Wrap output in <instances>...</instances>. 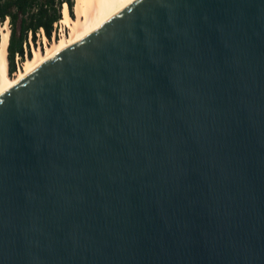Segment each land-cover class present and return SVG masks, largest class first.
<instances>
[{
  "label": "water",
  "instance_id": "water-1",
  "mask_svg": "<svg viewBox=\"0 0 264 264\" xmlns=\"http://www.w3.org/2000/svg\"><path fill=\"white\" fill-rule=\"evenodd\" d=\"M0 264H264V0H136L0 95Z\"/></svg>",
  "mask_w": 264,
  "mask_h": 264
},
{
  "label": "bare ground",
  "instance_id": "bare-ground-1",
  "mask_svg": "<svg viewBox=\"0 0 264 264\" xmlns=\"http://www.w3.org/2000/svg\"><path fill=\"white\" fill-rule=\"evenodd\" d=\"M134 1L136 0H77L74 6L76 19H72L66 9L60 21L71 30L70 36L63 37L52 47L48 46L45 54L41 50H34V57L25 63L24 69L14 79L8 75L7 45L10 28L7 24L2 25L0 29V95L47 60L94 32Z\"/></svg>",
  "mask_w": 264,
  "mask_h": 264
},
{
  "label": "trees",
  "instance_id": "trees-1",
  "mask_svg": "<svg viewBox=\"0 0 264 264\" xmlns=\"http://www.w3.org/2000/svg\"><path fill=\"white\" fill-rule=\"evenodd\" d=\"M74 0H0V25L9 19L10 35L7 45L8 75L11 77L16 71V56L20 62L30 57V44L37 43V34L43 30L47 40H51L53 32L57 37L54 24L62 20V11L69 7L70 16ZM67 4V5H65ZM65 5L64 10H61ZM63 8V7H62ZM31 58V57H30Z\"/></svg>",
  "mask_w": 264,
  "mask_h": 264
},
{
  "label": "rangeland",
  "instance_id": "rangeland-1",
  "mask_svg": "<svg viewBox=\"0 0 264 264\" xmlns=\"http://www.w3.org/2000/svg\"><path fill=\"white\" fill-rule=\"evenodd\" d=\"M74 2H75V4H76V2H77V0H74L73 1V5H74ZM75 6V5H74ZM62 7H63V5H62ZM61 7V10L63 9L64 10V7L62 8ZM67 7H68V5H67ZM68 12H69V16H70V11H69V7H68ZM63 14H64V11H62V14H61V17L63 16ZM72 16L73 17H71L72 19H76V15H75V12H74V9L72 8ZM62 23V22H61ZM4 24H7V26L9 27V25H10V23L8 22V23H3V24H1L0 25V29H1V26L2 25H4ZM59 30H60V32H61V36L60 37H56V36H54L53 37V35H52V38H51V40H47L46 38H42V35L40 34L39 36H37V43H36V45L35 46H33V44L31 43L30 44V50H31V54H30V57L29 58H27V56L24 58V61L23 62H20L19 61V70L20 71H16L15 72V74H13L10 78L11 79H14V78H16V77H18V75L21 73V71L24 69V67H25V63L29 60V59H32L33 57H34V50H41V52L43 53V54H45L46 52H47V48H48V46L49 47H52L54 44H56L57 42H59L63 37H67V36H70V34H71V30L69 29V28H67V27H65L63 24H61V25H59V23H58V25L56 26V31H57V33L59 32Z\"/></svg>",
  "mask_w": 264,
  "mask_h": 264
},
{
  "label": "built area",
  "instance_id": "built-area-1",
  "mask_svg": "<svg viewBox=\"0 0 264 264\" xmlns=\"http://www.w3.org/2000/svg\"><path fill=\"white\" fill-rule=\"evenodd\" d=\"M9 22V19L8 18H6L5 19V21H4V23H8ZM59 23V25H61V22L59 21L58 22ZM58 24H54V29H56V26H57ZM9 27H10V25H9ZM40 34L42 35V38H45V36H44V33H43V30L42 29H40ZM37 36H39V34H37ZM55 36V33L53 32V37ZM57 36L58 37H60L61 36V32H60V30H59V32L57 33ZM16 66H17V70L19 71V57L18 56H16ZM15 74V73H14Z\"/></svg>",
  "mask_w": 264,
  "mask_h": 264
}]
</instances>
